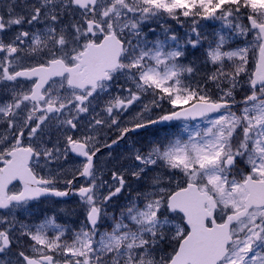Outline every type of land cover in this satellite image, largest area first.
Listing matches in <instances>:
<instances>
[{"label":"snow or ice","instance_id":"6c2138e0","mask_svg":"<svg viewBox=\"0 0 264 264\" xmlns=\"http://www.w3.org/2000/svg\"><path fill=\"white\" fill-rule=\"evenodd\" d=\"M0 264H264V0H0Z\"/></svg>","mask_w":264,"mask_h":264}]
</instances>
